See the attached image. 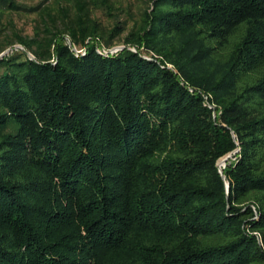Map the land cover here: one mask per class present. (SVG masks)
<instances>
[{
	"label": "trees",
	"instance_id": "obj_1",
	"mask_svg": "<svg viewBox=\"0 0 264 264\" xmlns=\"http://www.w3.org/2000/svg\"><path fill=\"white\" fill-rule=\"evenodd\" d=\"M148 1L0 0V264H264V0Z\"/></svg>",
	"mask_w": 264,
	"mask_h": 264
},
{
	"label": "rangeland",
	"instance_id": "obj_2",
	"mask_svg": "<svg viewBox=\"0 0 264 264\" xmlns=\"http://www.w3.org/2000/svg\"><path fill=\"white\" fill-rule=\"evenodd\" d=\"M16 4L23 6L25 8L33 7H47L52 11H56L60 6L70 5L73 0H13ZM113 3L112 15H108V10L105 8H97L94 10V16L100 20L102 29L107 31L108 28H112L116 21H122L125 25V29L117 37L118 45L113 46L112 50L120 49L122 46V38L131 30L135 25L140 24V13L141 10L148 6V0H111ZM150 3V2H149ZM35 13H30L26 9L9 10L6 8H0V41H4L5 35H12V31H15L21 35H32V27L34 25V20L36 18ZM245 25H241L237 31L232 33L228 37V43L223 44V51H229L231 45L237 40V38L242 34ZM65 39L69 42L68 35L65 34ZM11 49H24L20 44L16 43L7 50ZM2 52V53H3ZM8 53V52H7ZM218 165V163H217ZM224 166V165H223ZM222 166V167H223ZM219 167V166H218ZM221 167V168H222Z\"/></svg>",
	"mask_w": 264,
	"mask_h": 264
},
{
	"label": "water",
	"instance_id": "obj_3",
	"mask_svg": "<svg viewBox=\"0 0 264 264\" xmlns=\"http://www.w3.org/2000/svg\"><path fill=\"white\" fill-rule=\"evenodd\" d=\"M7 52H9V50H7L6 52H3L2 54L0 55H3V54H6ZM237 150H234L232 152H230L229 154H227L226 156L222 157L219 162H218V166H219V173L221 174V176L223 177V174H222V166L225 164V161L230 158L232 156V154H234ZM226 185V189H227V186H228V183L226 182L225 183Z\"/></svg>",
	"mask_w": 264,
	"mask_h": 264
}]
</instances>
